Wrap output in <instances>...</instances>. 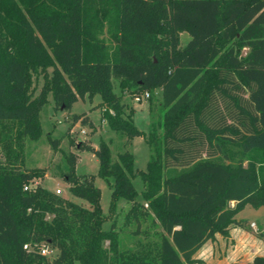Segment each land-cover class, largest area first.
Segmentation results:
<instances>
[{
	"label": "trees",
	"instance_id": "trees-1",
	"mask_svg": "<svg viewBox=\"0 0 264 264\" xmlns=\"http://www.w3.org/2000/svg\"><path fill=\"white\" fill-rule=\"evenodd\" d=\"M113 80L150 99L161 89L150 132L136 128L133 109L125 114ZM49 94L65 110L99 95L112 130L145 140V170L129 151L112 160L104 140L78 149L92 151L99 175L112 178L109 210L123 198L136 217L133 179H141L158 242L124 248L112 226L103 228L94 175L75 173L74 153L64 179L90 207L40 183L24 189L44 177L18 159L25 140L43 133ZM72 120L94 127L84 112ZM0 156V264H192L231 224L251 229L235 218L246 204L264 205V0H0ZM40 245L56 256L40 254Z\"/></svg>",
	"mask_w": 264,
	"mask_h": 264
},
{
	"label": "rangeland",
	"instance_id": "rangeland-1",
	"mask_svg": "<svg viewBox=\"0 0 264 264\" xmlns=\"http://www.w3.org/2000/svg\"><path fill=\"white\" fill-rule=\"evenodd\" d=\"M181 36L182 42H185L186 35L182 34ZM103 37L109 43L106 33L103 34ZM243 52L245 53V49ZM35 84V93L37 94L42 86L41 76L35 80ZM113 87L115 93L121 96V100L127 106L125 114L128 113L129 109H133L132 118L136 128L143 130L145 133L150 132L151 122L156 120L157 115L162 111L160 107L161 89L157 88L151 99L147 98L137 102L133 98V92L129 89H120L117 80H113ZM136 94H140V92ZM102 110L103 107L99 95H95L92 100L86 97L79 99L72 104L69 110H65L55 108L52 96L49 94L47 102L40 111V122L43 133L36 141L25 140L22 155L18 159L19 167L25 170H43L44 177L36 179L43 187L53 192L58 188L61 191L59 195L85 207H90L86 200L70 192L68 188L70 184L64 179L66 155L69 153L76 154L75 173L77 175L93 174L94 184L99 188L100 206L106 218L103 228L109 229L112 226L118 235L121 246L124 248L136 249L138 246L146 243L153 244L154 242H158L162 230L158 221L149 210L147 202L142 197L141 193L144 186L141 179L139 177L133 179V183L138 191L136 200L140 204V207L136 211V217L127 215L132 203L123 198L116 202L114 209L109 210L112 191L110 183L113 181L112 178L106 180L99 175V161L92 151L78 149V144L82 141L88 142L91 146L98 148L100 141L104 140L109 145L112 160H116L120 152L129 151L134 156V168L145 170L150 154L145 140L142 137H134L132 140H127L124 134L112 130L107 120L102 118ZM83 112L89 116L94 127L82 124L80 120L73 122L72 114ZM155 131L161 132V129L156 126ZM54 140L57 142L56 146L53 144ZM0 160L3 161L2 156H0ZM235 218L244 220L253 229L255 235L262 236L264 239V205L255 207L251 204H246L236 214ZM234 225L231 224L229 227ZM229 227L227 235L219 233L225 237V250L232 248L234 244L233 240L227 238L229 236ZM135 230H137V233ZM216 242L221 251L222 246L218 241ZM254 243V245H252V242L248 243L252 247V251L258 253L260 250H264L263 240L256 238ZM107 244L108 242L104 243L105 246ZM55 256L56 251L53 257ZM205 256L216 260L217 250L214 244L212 245V249L210 248L206 252ZM53 257L48 258L51 260ZM193 260L192 264H205V259H202V257H193ZM75 264L80 263L75 262ZM206 264L213 263L210 261V263Z\"/></svg>",
	"mask_w": 264,
	"mask_h": 264
},
{
	"label": "crops",
	"instance_id": "crops-1",
	"mask_svg": "<svg viewBox=\"0 0 264 264\" xmlns=\"http://www.w3.org/2000/svg\"><path fill=\"white\" fill-rule=\"evenodd\" d=\"M227 238L233 240L234 244L232 248L225 250V237H223L219 233H216L214 239L207 240L195 252L193 257H202V259H205V264L210 263V261L213 264H252L254 256L264 255V250H260L258 253H256V251H252V247L248 245V243L251 242L252 245H254V241L256 240V238H259L264 241L262 236L255 235L252 228L247 230L235 224L234 226L229 227V236H227ZM216 241H218L219 244L222 246L221 251L219 250ZM213 244L216 246L217 250L216 260H212L211 258H208L206 256V258L204 257L206 252H208L210 248L212 249Z\"/></svg>",
	"mask_w": 264,
	"mask_h": 264
},
{
	"label": "built area",
	"instance_id": "built-area-1",
	"mask_svg": "<svg viewBox=\"0 0 264 264\" xmlns=\"http://www.w3.org/2000/svg\"><path fill=\"white\" fill-rule=\"evenodd\" d=\"M150 96V93L148 91H144V92H141L140 94H134V100L137 101V102H140L141 100H145L147 98H149ZM40 182L38 180H34L30 185H25L24 186V189H28L30 188L31 186H36L37 184H39ZM55 192L57 194H59L61 191L57 188L55 190ZM24 248L28 249V250H32L34 247L33 246H30L28 244H25L24 245ZM37 251L44 255V256H47V257H53L54 256V253H55V249H52L48 246H45V245H40L38 246L37 248Z\"/></svg>",
	"mask_w": 264,
	"mask_h": 264
}]
</instances>
